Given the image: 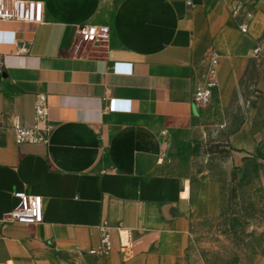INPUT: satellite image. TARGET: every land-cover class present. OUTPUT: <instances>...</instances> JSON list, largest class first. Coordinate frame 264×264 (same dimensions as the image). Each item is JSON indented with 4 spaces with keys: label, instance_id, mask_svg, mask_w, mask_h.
<instances>
[{
    "label": "crops",
    "instance_id": "crops-1",
    "mask_svg": "<svg viewBox=\"0 0 264 264\" xmlns=\"http://www.w3.org/2000/svg\"><path fill=\"white\" fill-rule=\"evenodd\" d=\"M40 1L41 23L0 21L15 40L0 43V264H186L193 225L220 214L222 186L193 165L205 114L193 93L212 50L211 101L230 104L264 57L254 54L264 46V0ZM83 24L98 28L96 43L81 41ZM38 94L48 139L17 142L13 121L34 123ZM109 98L130 109L108 111ZM253 117L246 105L227 133L232 166L258 145ZM16 192L42 198L41 223L8 219ZM103 225L112 247L90 253Z\"/></svg>",
    "mask_w": 264,
    "mask_h": 264
},
{
    "label": "rangeland",
    "instance_id": "rangeland-1",
    "mask_svg": "<svg viewBox=\"0 0 264 264\" xmlns=\"http://www.w3.org/2000/svg\"><path fill=\"white\" fill-rule=\"evenodd\" d=\"M263 46V45H262ZM264 50V46H263ZM264 52V51H263ZM251 64L230 104L204 105L194 137V168L221 179V210L215 218L194 223L186 264H261L264 255V57ZM246 105L253 109L257 147L237 166L230 165L227 133L239 126Z\"/></svg>",
    "mask_w": 264,
    "mask_h": 264
},
{
    "label": "built area",
    "instance_id": "built-area-1",
    "mask_svg": "<svg viewBox=\"0 0 264 264\" xmlns=\"http://www.w3.org/2000/svg\"><path fill=\"white\" fill-rule=\"evenodd\" d=\"M187 6L192 5L191 0H185ZM0 21H18L38 24L43 21V2L40 0H0ZM242 32H246V26H240ZM12 32L0 31V43H14ZM77 34L81 41L96 43L99 40L98 28L91 24L78 26ZM263 46L257 45L254 49L256 56H264ZM217 54L210 50L208 53V66L203 80L196 86L193 93V103L196 106L207 105L213 95V90L218 85L217 78ZM3 63L0 57V69ZM114 71L130 72L131 66L126 63H115ZM108 111L129 110V100L109 98L106 100ZM12 128L17 142L44 143L47 141L50 131L49 108L44 94H38L34 102V123L31 126H23L18 120H14ZM19 198L18 205L7 213L9 220L23 224H38L43 220V203L39 195H29L24 192H16ZM100 237L98 246L90 250V253L105 254L112 247L111 234L107 226L99 227Z\"/></svg>",
    "mask_w": 264,
    "mask_h": 264
}]
</instances>
